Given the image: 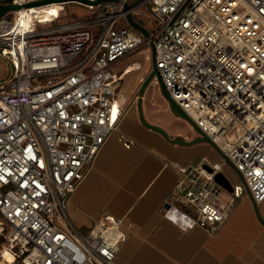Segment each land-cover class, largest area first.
Returning a JSON list of instances; mask_svg holds the SVG:
<instances>
[{"label": "built area", "instance_id": "built-area-1", "mask_svg": "<svg viewBox=\"0 0 264 264\" xmlns=\"http://www.w3.org/2000/svg\"><path fill=\"white\" fill-rule=\"evenodd\" d=\"M77 4L89 13L64 22L33 17V28L16 22L19 9L0 17V264H116L126 238L121 219L103 212L80 229L67 205L128 109L118 98L127 68L114 66L148 43L153 79L239 174L220 205L219 167L189 164L162 214L181 229L213 233L244 188L264 199V0ZM142 7L154 19L148 35L127 18L143 25Z\"/></svg>", "mask_w": 264, "mask_h": 264}, {"label": "crops", "instance_id": "crops-1", "mask_svg": "<svg viewBox=\"0 0 264 264\" xmlns=\"http://www.w3.org/2000/svg\"><path fill=\"white\" fill-rule=\"evenodd\" d=\"M125 58L115 64V71L127 68L125 75L139 69ZM140 84L136 81L121 100L128 105L126 113L70 195L67 212L73 224L86 229L103 212L121 219L126 238L116 264H264V199L256 202L245 188L213 233L201 226L181 229L162 214L179 172L189 164L205 159L231 184L239 174L200 130L174 113L168 102L161 103L155 83L151 81L139 99ZM140 109L164 133L142 122ZM120 135L129 138L130 145Z\"/></svg>", "mask_w": 264, "mask_h": 264}, {"label": "rangeland", "instance_id": "rangeland-1", "mask_svg": "<svg viewBox=\"0 0 264 264\" xmlns=\"http://www.w3.org/2000/svg\"><path fill=\"white\" fill-rule=\"evenodd\" d=\"M62 5H63V9H62ZM38 8L44 12H46L47 10L51 11L52 16L50 17L49 20L53 19L56 16H59L58 22H64L69 20L71 17L81 16L89 13V10L83 5L68 1L49 3ZM60 9L62 10L60 11ZM142 10L143 12L141 14L136 15V18L143 23L144 27H146L147 29H151L154 25V19L152 16L149 15L147 7H142ZM119 21H121V19H119ZM123 22L125 21L123 20ZM151 48H152L151 44L148 43L146 45H143L140 49H138L137 51L128 55L125 58L126 59L125 61H132L135 59L139 60L141 63V68L132 69L123 76L121 80V87L118 90V98L120 100H122L126 96V94L130 93L136 81L138 83L139 82L142 83V81L146 78V76L151 72L153 68ZM5 72H6L5 63L0 59V77L3 76ZM152 83H155V87H154L155 94H157L161 103L166 104L167 101L162 96L158 88V80L153 79ZM160 115L161 117H163V119L168 118V116L165 113H160ZM231 195L232 194L228 190L222 188L218 195V204L224 205L226 201L231 197ZM0 243H1V238H0Z\"/></svg>", "mask_w": 264, "mask_h": 264}, {"label": "water", "instance_id": "water-1", "mask_svg": "<svg viewBox=\"0 0 264 264\" xmlns=\"http://www.w3.org/2000/svg\"><path fill=\"white\" fill-rule=\"evenodd\" d=\"M76 2V3H81V4H85V3H98L102 0H30L27 1L23 4L20 3H12V2H8V3H0V17L7 14L10 11L16 10L23 7H28L30 5H40V4H45V3H51V2ZM127 18L129 20V23L136 29L140 30L144 35H148V30L142 25L140 24L138 21H136L131 13L127 14ZM151 51H152V70L151 72L146 76V78L142 81L140 88L138 89L137 92V96L141 97V95L143 94L145 88L151 83V81L153 80L154 75H157V70L155 67V60H154V49L153 46L151 45ZM158 76V75H157ZM158 88L162 94V96L165 98V100L168 102L169 107L171 108V110L178 114L179 116H182L183 118L189 120L194 128L199 131V128L194 124L193 120L183 111V109H181L179 107V105L169 96V94L166 92L164 85L162 83V81L160 80V78L158 77ZM140 101V100H139ZM140 106V103L139 105ZM140 118L142 120V122H144L147 126H149L150 128H154L157 130H160L161 132L164 133V130L158 126V125H154L152 123H149L144 116L142 115L141 109H140ZM200 132V131H199ZM203 138L207 141H210L209 138L207 136H203ZM214 179L215 181L224 189L231 191L232 190V185L230 180L226 177V175L221 171L218 170L215 175H214Z\"/></svg>", "mask_w": 264, "mask_h": 264}, {"label": "bare ground", "instance_id": "bare-ground-1", "mask_svg": "<svg viewBox=\"0 0 264 264\" xmlns=\"http://www.w3.org/2000/svg\"><path fill=\"white\" fill-rule=\"evenodd\" d=\"M46 4L49 3L40 4V5H30L28 6V8H30L29 11L25 10L23 7L19 8V11L16 13V22L27 23L29 28H33V22H32L33 17H38L42 22H47L52 16L51 11L47 10L46 12H44L38 8ZM133 66L134 67L137 66V63H135ZM2 251L4 258H6L7 260L12 259V254L7 248H3Z\"/></svg>", "mask_w": 264, "mask_h": 264}]
</instances>
